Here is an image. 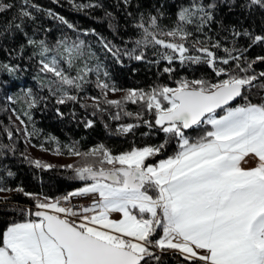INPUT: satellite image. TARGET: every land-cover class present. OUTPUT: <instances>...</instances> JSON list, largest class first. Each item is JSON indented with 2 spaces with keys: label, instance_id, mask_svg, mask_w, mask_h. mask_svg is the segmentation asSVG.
Wrapping results in <instances>:
<instances>
[{
  "label": "snow or ice",
  "instance_id": "6c2138e0",
  "mask_svg": "<svg viewBox=\"0 0 264 264\" xmlns=\"http://www.w3.org/2000/svg\"><path fill=\"white\" fill-rule=\"evenodd\" d=\"M100 6L75 5L77 9ZM245 6L264 8V0H248ZM12 7V4L0 3V12ZM214 7L215 4L192 0L188 7L179 10L176 25L167 31L159 27L156 16L149 17L147 26L141 16L136 27L142 30V36L131 50H122L103 37L100 39L103 49L117 63L121 55L142 61L144 48L159 47L170 50L160 52V59L169 65L177 59L181 64L206 63L217 76L227 75V79L216 83L184 79L175 88L165 85L153 86L147 91L130 89L121 99H107L108 92L121 90L110 79L101 78L109 77L101 64L93 68L85 63L72 77L60 66L57 57L71 66L74 59L85 56V41L65 38L50 48L44 40H35L23 33V21L35 19L29 9H41L31 0H21L17 14L21 24L15 27L27 37L28 45L40 49V71L52 73L56 78L49 87L51 95L57 97V104L78 101V95L70 94L65 86L79 91L89 82L88 74L93 73L106 104L120 107L125 102L143 103L148 112L155 113L154 125L166 137L176 138L178 151L153 165L146 164V160L158 154L163 144L133 148L117 155L103 145L83 153L71 148L72 155L85 160L93 158V162L83 166H66L74 167L76 177L85 181V185L60 198L40 200L37 197L39 210L34 213L23 210L35 219L12 222L0 232V264H149L159 262L160 253L169 250L178 254L184 264H264V101L253 103L245 96L247 90L257 87V81L264 79V72L248 74L253 63L264 62V56L249 62L247 67L241 68L237 63L241 75L218 67V63L228 65L241 59L243 53L232 55L239 51L235 47L223 48L227 56L219 57L208 46L196 48L199 41L189 44L192 33L185 26L196 18L197 31H202L211 22ZM47 14L68 28H75L51 10ZM232 35L248 37L249 46L264 43V35L246 30L233 28ZM213 47L221 45L217 41ZM137 48L141 49L139 54H136ZM192 51L200 54L191 55ZM53 52L56 55H48ZM87 55L95 58L90 48ZM173 70L164 68L167 73ZM25 95L29 97L30 108L38 103L30 90ZM237 98L245 102L229 106ZM98 99L92 97V106L99 109ZM217 110H222L223 115H218ZM114 118L118 119L119 114ZM144 123L153 127L151 121ZM203 125L210 126V130L195 140L186 135V130ZM91 126L92 121H87L86 127ZM136 126H121V131L127 133ZM8 136H12L10 131ZM249 158L256 165L242 167V162L246 163ZM33 163L37 167H53L39 160ZM10 190L0 187V191ZM15 191L27 197L35 195L22 187ZM83 196L92 197L89 206H69L72 198ZM112 213L121 214V218L113 219Z\"/></svg>",
  "mask_w": 264,
  "mask_h": 264
},
{
  "label": "trees",
  "instance_id": "16d2710c",
  "mask_svg": "<svg viewBox=\"0 0 264 264\" xmlns=\"http://www.w3.org/2000/svg\"><path fill=\"white\" fill-rule=\"evenodd\" d=\"M201 3L215 4L212 9L213 18L202 31H197L199 21L196 18L192 24L186 25L187 31L192 33L189 44L199 41L196 48L208 46L217 56L226 57L223 48L232 49L233 56L243 53L239 61H230L228 65L218 63V67L243 74L237 63L243 67L257 57L264 56V43L249 46L248 37L234 38L232 29L248 31L253 34L264 35V8L259 6L246 7L248 0H200ZM3 4H12L13 7L0 12V187L11 189L7 196L0 197V232L12 222L26 219H35L29 216L25 209L34 213L37 197L60 198L73 192L84 185V181L76 177L72 169L53 166L51 168L37 167L28 151L29 141L35 146L47 150L70 154V149L88 152L93 148L103 145L112 154L117 155L133 148L145 146H158L163 144V149L147 159L148 163L168 158L178 151V142L175 137L168 136L154 125L155 113L148 112L143 103L125 102L120 107L104 102L101 90L96 87V76L88 74V83L81 90L68 88L70 94L78 95L76 102L68 101L57 104V97L51 95L49 84L52 73L41 72L38 47L28 45L27 37L35 40H44L50 48H55L57 41L67 38L69 41L83 39L85 41L86 55L75 60L74 71L84 66L101 64L109 73L110 82L119 88L120 92L130 89L149 90L153 86L177 87L179 81L187 79L194 81L205 79L212 83L227 79V75L217 76L215 70L206 63L181 62L177 59L171 65L160 59L159 47L144 48L145 59L137 61L128 56L121 55L120 63L108 54L102 47L101 37L111 42L117 48L131 50L136 47L135 41L142 36V30L136 25L143 22L148 25L149 17L156 16L158 25L167 31L173 28L177 21V13L182 7H188L192 0H31L32 4L41 9H29L35 17L25 19L21 25L23 33L15 25L21 24L18 11L21 0H0ZM99 4L100 7L77 9L76 4ZM47 10L56 16L64 17L75 28H68L59 19L47 14ZM110 14V15H109ZM95 30L93 32L92 30ZM221 47L215 48V42ZM95 53V58L87 55L88 50ZM141 49H136L139 54ZM191 55L200 53L192 51ZM158 61V63L156 62ZM4 65L14 69L8 71ZM165 67L174 70L164 72ZM264 72V62L256 61L248 69V74ZM257 87L245 92V96L253 103L264 101V79L256 82ZM30 90L31 96L38 103L29 107V97L25 95ZM119 92V91H118ZM11 97V99H9ZM92 97H98L99 109L93 107ZM107 99H112L107 94ZM121 99V98H120ZM243 98L236 104H243ZM62 113L63 115L58 114ZM14 111L21 117L29 134L28 140L22 136L18 128ZM222 110H217L221 114ZM27 113L28 115H25ZM126 113H132L127 115ZM137 113L140 114L137 117ZM119 114V118L114 117ZM92 121L91 127H86V122ZM144 121L153 122L149 128ZM129 124L138 125L130 132H122L121 126ZM210 126L203 125L186 130V135L195 140L203 135ZM12 133L11 138L8 132ZM167 140V143L165 141ZM12 175H8V173ZM22 187L25 192L35 194L27 197L15 191ZM161 230H157V236ZM149 264H184L181 257L169 250L160 253V261H150Z\"/></svg>",
  "mask_w": 264,
  "mask_h": 264
},
{
  "label": "rangeland",
  "instance_id": "374dc122",
  "mask_svg": "<svg viewBox=\"0 0 264 264\" xmlns=\"http://www.w3.org/2000/svg\"><path fill=\"white\" fill-rule=\"evenodd\" d=\"M81 40H83V39H81ZM61 51H63V49H61ZM86 51H87V49L85 48V52ZM48 55L52 56V55H56V53L53 52V53H49ZM57 58L60 59V66L63 68L64 72L68 76L72 77V76L77 75V71H74L72 67H74L73 64L75 63V60L81 61L80 59H74L72 65L69 66L65 62V60L61 59L60 57H57ZM79 58H82V57H79ZM95 66H96V62L94 61L92 63V65L89 67L94 68ZM81 68H83V66ZM81 68H79V69H81ZM50 79H51V81H53L56 78L52 75V77ZM65 87L67 88V86H65ZM173 88H175V87H173ZM107 94L112 99H120L126 94V92H120V91L115 92V93L108 92ZM165 105H166V102H165ZM237 105H239V104H237ZM218 115H223V112L221 114H218ZM14 116H16L18 128L21 129V133H22L23 138L25 140H28L29 134L26 130V127L24 126V122L22 123L23 120L15 111H14ZM28 144H29L28 145V151H29L31 158H33L34 161H36V160L41 161L42 164H48V165L59 166V167H66L67 165H73L74 167H78V166H83L85 163L93 162V158H88L87 160H85L81 156H75L72 154H64V153L61 154V153H58L57 151H54V150H47L41 146L37 147L34 144H32L30 141ZM163 159H166V158H163ZM163 159H160V160H163ZM160 160H157L156 163H153V162L148 163V161L146 160V164H153L154 165V164H157ZM74 167L73 168L66 167V168L74 170ZM105 167H110V166L105 165ZM85 183L86 182L84 181V185H85ZM8 193H9V191H0V197H5L8 195ZM44 198L45 197H41L40 200H43ZM35 209H38V208H35ZM158 230L160 231V229H158Z\"/></svg>",
  "mask_w": 264,
  "mask_h": 264
},
{
  "label": "built area",
  "instance_id": "2783aa9c",
  "mask_svg": "<svg viewBox=\"0 0 264 264\" xmlns=\"http://www.w3.org/2000/svg\"><path fill=\"white\" fill-rule=\"evenodd\" d=\"M92 203V197L89 196H83V197H74L72 198L68 204L72 207H78V206H89ZM75 220L76 218H71Z\"/></svg>",
  "mask_w": 264,
  "mask_h": 264
},
{
  "label": "crops",
  "instance_id": "0c3cea01",
  "mask_svg": "<svg viewBox=\"0 0 264 264\" xmlns=\"http://www.w3.org/2000/svg\"><path fill=\"white\" fill-rule=\"evenodd\" d=\"M256 165V161L254 159L249 158L246 163L242 162V167L250 168L254 167ZM112 218L113 219H120L121 214L119 213H112ZM23 222V221H20Z\"/></svg>",
  "mask_w": 264,
  "mask_h": 264
},
{
  "label": "water",
  "instance_id": "95a60500",
  "mask_svg": "<svg viewBox=\"0 0 264 264\" xmlns=\"http://www.w3.org/2000/svg\"><path fill=\"white\" fill-rule=\"evenodd\" d=\"M240 99H241V98H237L236 100H234V101L230 102V105H232V104H236V103H237V101H238V100H240ZM35 210L37 211V210H39V209H35Z\"/></svg>",
  "mask_w": 264,
  "mask_h": 264
}]
</instances>
